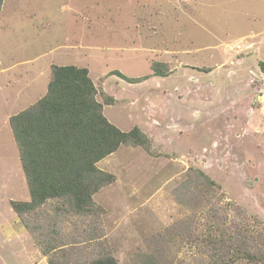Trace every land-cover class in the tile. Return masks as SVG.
<instances>
[{"label": "rangeland", "instance_id": "obj_1", "mask_svg": "<svg viewBox=\"0 0 264 264\" xmlns=\"http://www.w3.org/2000/svg\"><path fill=\"white\" fill-rule=\"evenodd\" d=\"M0 8V264H48L38 243L55 247L53 264L105 252L118 264H211L201 239L214 210L264 230V0ZM53 64L86 67L107 119L137 125L149 144H122L97 162L115 179L93 194V214L56 215L47 201L24 216L28 231L10 205L30 196L8 118L44 95ZM190 168L220 188L203 201L185 190Z\"/></svg>", "mask_w": 264, "mask_h": 264}, {"label": "trees", "instance_id": "obj_2", "mask_svg": "<svg viewBox=\"0 0 264 264\" xmlns=\"http://www.w3.org/2000/svg\"><path fill=\"white\" fill-rule=\"evenodd\" d=\"M156 65L154 73L164 75ZM258 65L264 74V61ZM114 73L134 80L118 71ZM96 95L97 88L86 67L53 64L44 95L9 117L30 196L28 201L10 200V205L28 231L30 226L24 216L37 213L47 201L57 202L56 215L93 214V194L115 179L97 162L122 144L148 146L147 135L137 125L122 130L110 122ZM182 187H195L202 201L214 187L220 188L198 168L188 169ZM211 217L205 239H201V246L212 258L211 264H264V230L252 232L241 221L227 223L215 210ZM38 244L47 263L53 264L49 254L55 247ZM149 261L146 264L154 263ZM89 264L118 263L105 252Z\"/></svg>", "mask_w": 264, "mask_h": 264}, {"label": "crops", "instance_id": "obj_3", "mask_svg": "<svg viewBox=\"0 0 264 264\" xmlns=\"http://www.w3.org/2000/svg\"><path fill=\"white\" fill-rule=\"evenodd\" d=\"M4 1V0H3ZM2 5H3V2H2ZM2 5H1V7H2ZM1 9V8H0ZM47 89V88H46ZM46 92V91H45ZM9 119V118H8ZM19 158V157H18ZM22 225V224H21ZM23 226V225H22ZM24 227V226H23ZM25 228V227H24ZM24 228H22V231H23V233H25L26 232V228L24 229ZM25 231V232H24ZM26 234H27V232H26Z\"/></svg>", "mask_w": 264, "mask_h": 264}]
</instances>
